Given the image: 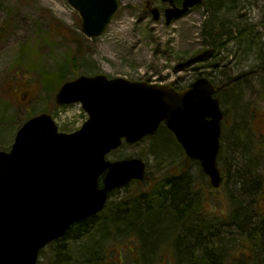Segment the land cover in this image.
Wrapping results in <instances>:
<instances>
[{
  "label": "rangeland",
  "instance_id": "rangeland-1",
  "mask_svg": "<svg viewBox=\"0 0 264 264\" xmlns=\"http://www.w3.org/2000/svg\"><path fill=\"white\" fill-rule=\"evenodd\" d=\"M120 1L121 7L107 30L98 37L88 38L82 32V19L77 9L68 0H0V28L6 25L5 29H0V84L6 80L9 69L13 70L16 66L27 67L29 56V61L36 65L34 72L38 79H40L38 72H54L44 84L51 89H56L62 82L67 66L71 67L70 62L73 61L71 53L77 47L78 40L83 42V55L75 60L78 64L77 69L67 71L66 80L79 74L104 73L109 77H127L128 79H144L145 77L172 82L183 75L175 70L181 58L197 55L196 52L199 49L208 47L204 45L205 23L215 17V13L208 12L207 8L211 7L209 0H204L202 4L192 8L186 15L174 20L170 25L166 24L165 17L155 21L152 15L148 16L144 12V0ZM234 5V8H227L218 14L216 24H225L227 29L234 32L239 27L246 28L251 33L250 37L264 46V0H235ZM53 20L58 23H53ZM214 28L218 30L217 27L214 26ZM226 37L221 39V42L225 44L217 55L219 58L224 57L221 59L223 60L221 65L226 64L227 67L221 69L223 72L212 73L210 68H207V75L211 73L212 78L220 80L242 72L248 73L247 76L238 80L239 82L226 87L223 93L218 94V97L224 100V109H228L231 119L234 120L232 129L225 132L223 140V145L225 144L229 149V138L233 134L238 141L242 142L248 135L264 140V74L259 72L258 67L261 65L259 56L264 54V50L260 52L254 48L249 53H244V46L240 48L236 41H229ZM25 56L26 58L18 65L17 60ZM213 60L208 59L207 65ZM27 78L35 79L32 72H29ZM34 85L36 84L30 83L27 86L19 84L12 90H0L3 91V93L0 92V149L9 151L18 129L30 117L43 111L51 114L59 129L65 132L77 130L87 120L88 114L80 103L59 106L53 99L57 89L52 92L42 90L38 95H34L37 91ZM229 88L233 89V92L240 91L242 96L238 100V97L231 98L229 93L232 90ZM8 95H12L13 100L11 97H6ZM160 136L157 133L154 137L138 143L125 144L110 153L108 158L114 160L132 156L142 157L148 169L146 185H141V188L149 187V183L162 178L170 169L177 167L184 154L179 153L176 160L153 155L152 144ZM160 140L163 141L164 138ZM225 151H223L224 154L222 152L221 160L218 161L223 175L222 185L218 189L211 186L208 176L199 169L198 161L190 162L188 168L190 178L195 183L192 186L194 193L190 195L196 196V199L202 198V208L206 207L217 216L225 218L223 222L222 219H216V229L211 236V243L217 245L215 250L213 247L205 248L206 243L201 250L211 252L212 261H218L221 257L220 264H234L239 259L248 264H264V253L258 252L253 255L249 250L240 247V238H244L251 229L250 226L255 223V218L243 219L246 222L228 220L233 212L231 198H237L240 191L245 190V186L240 184L241 175H243L241 168L235 166V162L224 161L225 157L231 158L230 151L228 156ZM254 161L256 163L259 161L258 164L255 163L258 166L249 171L250 178L245 177L250 182L264 177V158H257ZM138 186L137 183H132L115 189L111 193L107 211L101 213L97 219L108 218L110 211L114 212L112 206L133 194ZM253 188L254 192L257 187ZM260 191L263 193L257 195V206L264 212V186L260 187ZM248 198H246L247 201ZM249 200L251 202L253 198L250 197ZM117 239H121L118 252L126 258L129 253L127 249L136 244V238L127 240L125 235H120ZM133 240L136 242L132 243ZM122 245H124L123 248ZM48 251L49 248L46 249V252ZM173 254H163L157 262L154 256L144 260L142 252L139 256V261L141 259L139 264H189L188 260L185 263L182 257L183 260L179 261L177 256H172ZM153 255H155L154 252Z\"/></svg>",
  "mask_w": 264,
  "mask_h": 264
},
{
  "label": "water",
  "instance_id": "water-1",
  "mask_svg": "<svg viewBox=\"0 0 264 264\" xmlns=\"http://www.w3.org/2000/svg\"><path fill=\"white\" fill-rule=\"evenodd\" d=\"M202 1L169 6L166 23ZM69 2L79 11L82 32L89 38L105 32L121 5L120 0ZM152 13L155 20L160 19L159 7H153ZM221 89L204 76L181 90L171 83L109 78L104 73L65 82L55 100L60 105L80 102L89 114L84 125L72 133L60 132L52 115L43 112L23 124L10 151L0 150V264H37L47 244L103 210L110 192L143 180L147 164L142 158L112 161L106 156L124 141L136 143L156 134L162 123L185 153L200 161L212 186L219 188L222 176L217 157L225 114L215 94Z\"/></svg>",
  "mask_w": 264,
  "mask_h": 264
},
{
  "label": "trees",
  "instance_id": "trees-1",
  "mask_svg": "<svg viewBox=\"0 0 264 264\" xmlns=\"http://www.w3.org/2000/svg\"><path fill=\"white\" fill-rule=\"evenodd\" d=\"M209 3L211 7L207 8L208 12L215 13L216 18L214 17V19L205 23L204 45L213 49V54L207 60L210 58L214 59L208 63V68L216 72H223L221 69L227 67L226 64L221 65V62H223L221 59H224V57L219 58V55H217V52L225 44L221 42V39L226 37V35L229 41H236L241 46L240 48L244 46V53H249L254 48L260 52L264 50V46H261L258 41H254V38L250 37L251 33L246 28L242 29L239 27L234 32L229 28L227 29L225 24H216L218 14H221L227 8H234L235 0H209ZM55 22L56 24L58 23V21L53 20V23ZM207 26H209V29H207ZM214 26L218 30H215ZM234 33L236 34L235 36ZM83 47L82 40H78L77 47L71 55L81 57L83 55ZM207 48L199 49L196 53ZM259 60L261 61V65L258 66L259 72L264 74V54L259 56ZM73 65H78L75 62V58ZM24 71L27 72V70ZM244 73L246 72L238 75ZM52 76L53 74L48 75L45 78V82ZM233 77L235 76L222 78L216 83L222 85L228 82V87H230L234 84L230 83ZM64 80L63 78L62 82ZM17 82V77L8 78L0 84V89H11L13 83L16 85ZM30 83L36 84L34 86H36L37 91L36 93L34 92V95L39 94L42 90L51 92L50 87L46 85L42 87L40 79L36 78H23L18 84L27 86ZM230 90H232L229 93L231 98L238 97V100L242 96L240 91L234 89L235 91L233 92V89ZM230 129H232V126ZM158 133L164 140L161 141L160 139L162 138L160 137L156 139V142L152 144L151 153L159 158L176 160L179 157V153L182 152L184 154L182 160L179 161L180 164L170 169L162 178L155 179L154 182L149 183V187L141 188V185H146L147 178L143 182H135L139 185L138 188L134 190L133 194L114 204L112 206L114 212L110 211L109 216L107 215L108 218L97 219L101 216L99 214L73 225L63 238L51 242L41 251L38 264H139L141 261V259L139 261V256L142 252L144 260L154 256L157 262L166 253H174L172 256H177L179 261L184 259L185 263L188 260L189 264H210L213 262L212 255H210L212 253L203 252L201 248L206 243L205 248L213 247L215 250L217 245L211 243V236L216 229V219H222L223 222L225 218L217 216L212 210L206 209V207L205 209L202 208V198L196 199V196H191L194 193L192 192V186L195 183L190 178L188 168L190 162L195 160L187 157L183 148L177 143L174 134L166 126L162 125ZM150 137L154 136H148L145 139ZM248 137L249 135L242 142L238 141L233 134L229 138L228 148L230 150L226 148L225 144H222L218 157V161H220L222 152L226 150L225 153L228 156L230 151L231 157L233 155L232 163L235 162V166L242 170L241 174L243 175H241L242 181L240 184L243 187L246 183H250V181L245 182L244 178L247 177L245 172L250 174L249 171L258 166L256 164L259 161L256 163L254 160L261 157L264 158V140H259L257 139L258 137L253 136ZM125 144L123 143L122 146ZM228 159L225 157L224 161ZM199 169L203 171L200 164ZM263 181L264 177L251 182L250 185L257 186L258 191H260V187L263 188L264 186L262 185ZM208 184L210 185L209 182ZM262 193L263 191H260L259 195ZM250 197L248 198L243 190L240 191L237 198H231L233 212L228 217L230 218L228 220L243 222L245 221L243 219L249 220L248 218L252 219V217L255 218L254 220L259 219L250 226L251 229L244 235V238H240V247L249 250L254 255L258 252L264 253V212L257 206V197L249 202ZM246 198H248V201ZM105 211H107V208ZM186 233L188 234L185 235ZM120 235H125L128 238L127 240H130L129 238L135 240L136 238L137 241H132V243L136 242V244L127 249L129 253L126 258H123V255L118 252L121 239H117V237ZM185 239H187V244L183 246ZM47 248H49L48 252H46ZM114 252H117V254H114ZM153 252L155 255H153ZM234 264L248 263L239 259Z\"/></svg>",
  "mask_w": 264,
  "mask_h": 264
},
{
  "label": "flooded vegetation",
  "instance_id": "flooded-vegetation-1",
  "mask_svg": "<svg viewBox=\"0 0 264 264\" xmlns=\"http://www.w3.org/2000/svg\"><path fill=\"white\" fill-rule=\"evenodd\" d=\"M159 2V3H156V2ZM183 1L184 0H174L173 3H169V2H166L164 0H151V3L147 4L146 3V0H144V12L149 16V15H152V11H151V8L152 6H155V5H158V7L160 8L161 10V14H162V17L165 16V9L168 7V6H179V7H182L183 5ZM0 29H5V27H1ZM1 42V41H0ZM190 57H183L181 58L177 65L182 63V62H185L187 60H189ZM177 65L175 66V70L177 72H181L183 73L182 76H180L178 79H175L172 81V84H174L175 88L176 89H184L186 87H189L198 77L200 76H206L207 74V68H206V63L203 61V62H200V63H195V64H192V65H185L181 68H178ZM16 69V68H15ZM10 71H8V76L6 78H13V77H17V78H20V77H23L25 78L26 77V72H16V71H12L11 69H9ZM22 75V76H21ZM144 79H147L144 77ZM149 81H152V82H164V81H161V80H157V78H155V80H152V78H149L147 79ZM225 119H224V123L226 120H229V114L228 113H225ZM228 118V119H227ZM227 122H226V125L223 124V130H222V141H223V137H224V134H223V131H225V128H227ZM179 171V170H177ZM188 219V218H187Z\"/></svg>",
  "mask_w": 264,
  "mask_h": 264
},
{
  "label": "bare ground",
  "instance_id": "bare-ground-1",
  "mask_svg": "<svg viewBox=\"0 0 264 264\" xmlns=\"http://www.w3.org/2000/svg\"><path fill=\"white\" fill-rule=\"evenodd\" d=\"M227 161H233L232 160V157L231 158H229ZM235 170H238L237 168H235ZM239 172V171H238ZM245 175H247V178H250L251 176H250V174H248V173H246L245 172ZM245 179V182H248L247 181V179L246 178H244ZM251 183V182H250ZM250 183L248 184V183H246L244 186H245V194L247 195V197H249V196H251V198H256L257 197V195H259V191H258V189L256 188V190H254V192H253V187H257V186H251L250 185ZM253 192V193H252ZM255 193V194H254ZM254 194V195H253ZM254 222H257L256 220H254ZM187 244V239H185L184 240V244H183V246H185ZM221 260V261H220ZM214 262V261H213ZM210 263V264H220V262H222V259H221V257H219V259H218V261H215L214 263Z\"/></svg>",
  "mask_w": 264,
  "mask_h": 264
}]
</instances>
